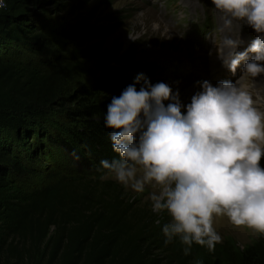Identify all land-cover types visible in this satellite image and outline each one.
<instances>
[{
  "label": "trees",
  "instance_id": "trees-1",
  "mask_svg": "<svg viewBox=\"0 0 264 264\" xmlns=\"http://www.w3.org/2000/svg\"><path fill=\"white\" fill-rule=\"evenodd\" d=\"M4 3L0 264H264V234L259 233L244 247L231 238L213 251L193 243L185 255L186 245L178 237L164 242V211L136 206L121 187L100 179L109 172L97 171L99 161L119 158L109 139L112 129L104 126L111 99L101 97L129 84L105 79L72 86L78 62L56 48L81 35L78 28L62 31L40 24L33 10L37 0ZM54 112L65 125L53 122ZM43 140L65 148L70 167L39 170L42 157L35 153ZM40 172V184L23 182ZM15 177L23 180L14 181Z\"/></svg>",
  "mask_w": 264,
  "mask_h": 264
},
{
  "label": "clouds",
  "instance_id": "clouds-1",
  "mask_svg": "<svg viewBox=\"0 0 264 264\" xmlns=\"http://www.w3.org/2000/svg\"><path fill=\"white\" fill-rule=\"evenodd\" d=\"M211 3L223 14L225 27L236 20L257 33L242 52H235L237 34L226 37L227 52H219L222 63L233 73L243 64L242 72L250 78L264 74V0ZM5 6L0 0V8ZM196 83L200 90L183 104L178 89L153 84L138 73L106 106L104 126L112 129L109 139L119 158L101 159L97 168L138 193L146 184L159 185L160 191L150 197L152 211L167 212L171 219L161 229L164 242L178 237L186 245L185 255L193 243L213 251L222 242L212 226L214 215L264 234V167L259 163L264 112L237 83Z\"/></svg>",
  "mask_w": 264,
  "mask_h": 264
},
{
  "label": "rangeland",
  "instance_id": "rangeland-1",
  "mask_svg": "<svg viewBox=\"0 0 264 264\" xmlns=\"http://www.w3.org/2000/svg\"><path fill=\"white\" fill-rule=\"evenodd\" d=\"M33 10L38 11L39 23L47 28L69 31L76 27L79 34H84V37L67 38L56 48L78 62L72 86L105 79L131 84L138 73H144L153 84L165 82L174 91L178 89L183 104L189 103L192 95L200 90L197 81L208 80L215 85L211 74L222 65L219 52H227L223 43L226 37L237 34L239 44L246 42L247 49L257 36L249 25L236 20L230 28L225 27L223 14L211 0H37ZM88 30L99 34H89ZM189 32L192 40L187 37ZM242 51L245 50L239 52ZM222 81L237 83L246 89L252 95L254 106L264 112V74L250 78L241 67L237 76ZM122 90L115 88L101 98L119 96ZM52 120L59 126L66 123L56 112ZM41 142L43 147L35 153L42 157L39 170L70 167L72 163L65 148ZM259 163L264 167V156ZM142 171L137 166L138 176ZM39 174L28 176L23 182L28 186L40 184L43 176ZM100 179L117 184L136 206L152 208L151 194L160 191V186L152 182L145 185L142 193L135 192L130 186L119 183L111 172ZM19 180L23 179L14 178V181ZM164 212L169 222L171 218ZM212 226L222 241L231 238L240 247L257 237L253 229L237 227L225 215H214Z\"/></svg>",
  "mask_w": 264,
  "mask_h": 264
}]
</instances>
